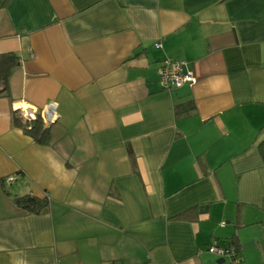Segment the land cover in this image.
Listing matches in <instances>:
<instances>
[{"label": "crops", "instance_id": "1", "mask_svg": "<svg viewBox=\"0 0 264 264\" xmlns=\"http://www.w3.org/2000/svg\"><path fill=\"white\" fill-rule=\"evenodd\" d=\"M3 52L0 264H264V0H6ZM166 57L193 81L163 88Z\"/></svg>", "mask_w": 264, "mask_h": 264}, {"label": "trees", "instance_id": "2", "mask_svg": "<svg viewBox=\"0 0 264 264\" xmlns=\"http://www.w3.org/2000/svg\"><path fill=\"white\" fill-rule=\"evenodd\" d=\"M6 0H0V6ZM18 56L14 52L0 53V95H8L9 91V76L12 69L18 64ZM15 124L20 126L22 130L29 135L35 142L39 144H47L50 140L49 124L46 125L39 112L36 113L34 118H24L15 115ZM260 152L264 156V142L260 144ZM13 203L27 211L39 212L45 208L47 198H38L31 194L22 196H15L12 199Z\"/></svg>", "mask_w": 264, "mask_h": 264}, {"label": "built area", "instance_id": "3", "mask_svg": "<svg viewBox=\"0 0 264 264\" xmlns=\"http://www.w3.org/2000/svg\"><path fill=\"white\" fill-rule=\"evenodd\" d=\"M156 46L160 47L161 44L158 42L156 43ZM184 65L185 62L176 57H166L161 60L157 68L159 84L163 88L170 90L193 81V74L191 73V71L185 70ZM39 114L46 125L50 124V112L47 114L46 118H43L40 112ZM23 115L27 118H34L36 113ZM13 179L14 175H9L6 178V181L11 182ZM207 251L216 256L223 257L228 264H240L242 260L236 245L230 242H213L212 244H209L207 246Z\"/></svg>", "mask_w": 264, "mask_h": 264}, {"label": "water", "instance_id": "4", "mask_svg": "<svg viewBox=\"0 0 264 264\" xmlns=\"http://www.w3.org/2000/svg\"><path fill=\"white\" fill-rule=\"evenodd\" d=\"M251 244H253V240L245 242L244 246H250ZM224 261H225V259L223 257H220V258L217 259V262H224Z\"/></svg>", "mask_w": 264, "mask_h": 264}]
</instances>
